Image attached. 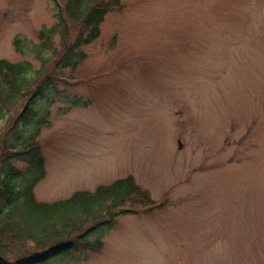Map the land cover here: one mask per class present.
<instances>
[{"label":"rangeland","instance_id":"374dc122","mask_svg":"<svg viewBox=\"0 0 264 264\" xmlns=\"http://www.w3.org/2000/svg\"><path fill=\"white\" fill-rule=\"evenodd\" d=\"M61 13L58 0H0V61L63 78L35 104L50 122L35 199L131 176L154 207L118 217L99 251L49 263L264 264V0H124L74 71L57 65L75 32L39 39Z\"/></svg>","mask_w":264,"mask_h":264},{"label":"trees","instance_id":"16d2710c","mask_svg":"<svg viewBox=\"0 0 264 264\" xmlns=\"http://www.w3.org/2000/svg\"><path fill=\"white\" fill-rule=\"evenodd\" d=\"M58 1L62 11L58 23L43 29L39 39L49 49L54 36L59 34L68 42L75 32V40L66 44L57 65L74 71L85 59L81 48L99 39L105 18L124 0ZM41 62L47 63L44 59ZM43 72V66L35 71L29 62L0 61V123L21 109L11 119L8 133L5 130L2 134L0 128V216L6 218L0 222V264H50L78 247L97 252L102 247L100 233L112 230L118 217L136 214L137 207L148 208V212L154 207L150 195L131 176L93 192L74 193L67 200L51 204L36 201L35 187L46 176L38 139L50 122L48 112L40 114L46 111L45 105L35 104L45 103L46 94L63 79L52 76L43 80ZM15 163H24L26 172ZM34 251L44 252L32 256ZM49 253L51 257L46 259ZM13 257L17 260L10 262Z\"/></svg>","mask_w":264,"mask_h":264}]
</instances>
